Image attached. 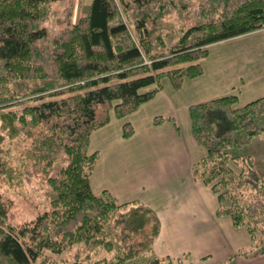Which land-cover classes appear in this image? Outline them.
Returning <instances> with one entry per match:
<instances>
[{
    "label": "trees",
    "instance_id": "16d2710c",
    "mask_svg": "<svg viewBox=\"0 0 264 264\" xmlns=\"http://www.w3.org/2000/svg\"><path fill=\"white\" fill-rule=\"evenodd\" d=\"M53 1L0 0V178L18 186L37 175L48 203L11 225L0 193V264H172L153 252L160 222L150 207L93 193L90 135L111 112L121 118L152 99L164 78L178 90L200 76L210 45L264 29V0H91L84 18L48 38ZM188 112L206 150L192 175L214 192L216 214L264 252V174L250 155L226 150L264 132V95L241 105L236 94L218 96ZM131 134L123 123L122 136Z\"/></svg>",
    "mask_w": 264,
    "mask_h": 264
},
{
    "label": "crops",
    "instance_id": "0c3cea01",
    "mask_svg": "<svg viewBox=\"0 0 264 264\" xmlns=\"http://www.w3.org/2000/svg\"><path fill=\"white\" fill-rule=\"evenodd\" d=\"M240 37L243 36L236 38ZM212 53L209 50L200 61V76L182 82V91L190 82L194 85L192 91L198 95L184 101L174 100L171 91L180 89L175 90L171 85L167 89L161 87L133 113L119 118L111 112L109 122L91 133L89 151L99 153L91 188L96 195L107 190L118 203L140 201L150 207L160 222L153 252L169 258L172 264H264V252L249 249L251 240L247 231L235 226L231 218L214 214L215 194H202L197 183L203 181L191 173L192 165L203 156L197 160L192 157L191 150H198L200 155L201 150L191 132L189 106L228 94H236L239 102L240 89L232 82H223V78L227 72L243 70L245 64L250 72L255 68L260 78L245 80L246 75H239L234 80L242 81L247 91L248 84H256L260 90L255 95L251 89L253 94H246L243 102L264 95V63L259 68L256 63L248 64V51H241L234 56L235 60L218 65L216 52ZM209 58L213 69L208 70L205 66ZM202 75L211 77L207 81L223 82L226 87L201 89L198 85ZM156 116L170 119L155 123ZM125 122L132 126V134L127 138L122 136ZM257 170L264 174V169ZM200 187L205 190L204 186ZM246 249L248 252L242 253Z\"/></svg>",
    "mask_w": 264,
    "mask_h": 264
},
{
    "label": "rangeland",
    "instance_id": "374dc122",
    "mask_svg": "<svg viewBox=\"0 0 264 264\" xmlns=\"http://www.w3.org/2000/svg\"><path fill=\"white\" fill-rule=\"evenodd\" d=\"M90 2L91 0L53 1L50 5V12L42 22V27L45 28L48 38L53 36L57 31L64 28L65 26L76 24L81 18H84L87 15ZM241 36L243 37H234L231 40L227 39L222 42L220 41L216 46L210 47L209 50L211 53L216 52V63L218 65L226 64L229 61L235 60L234 56L240 54L241 51H248V64L256 63L259 68V66H261V63H264V29L253 31ZM210 64L211 59L209 58L208 62L206 63L207 66H205V68L207 67L208 70L213 69ZM250 71L251 69H248V65L245 64L243 66V70L238 68L237 70H233V72H227L225 73V76L223 78V82H232L231 84H236V87L240 89L238 90L240 92L238 95L241 94L242 96V98L238 102V104L240 105L244 104L243 101L246 94L250 96L255 91V95H257L258 90H260V88L256 87V84H248L247 91V88L244 87L242 81L237 82L234 80L235 78H238L239 75H246L247 78L244 76L245 80H257L260 78L257 77L256 72H254L255 68L252 69V72ZM210 78L211 77L208 75H202V77L200 78L201 83L198 86L201 89H208L216 86L215 89L217 90L226 87V84L223 82L217 83L207 81L210 80ZM262 78H264V76H262ZM189 80L190 79L186 78L183 82L186 83ZM193 86L194 85H190L189 82V86H185L183 89L184 91H182L181 89L179 91H175L176 93L174 91H171L170 95L173 96L174 100L184 101L194 95H198L195 91H192ZM162 87H164L165 89L170 87L168 78H164L162 80ZM251 89H253L254 91H252ZM9 143H13L11 145L13 149L9 150L8 152L9 158L12 164H16L18 163V158L21 154L20 152H22V147L20 146L21 139H18V137H14L13 140H11ZM198 148H200L201 150V155L198 154V150H191L192 157H195L194 159L196 160L206 154V150L201 145H198ZM226 150L231 155H250L253 159L255 168L264 169V132L251 139L248 144L243 145L242 147L229 146L226 148ZM252 155L254 156V158ZM23 183L24 184L22 185L12 186V184L6 183L3 178H0V193H2L3 199L10 205L7 214V222L11 225H18L20 223H23L24 221H28L47 208L48 203L44 189L46 187L44 183L38 179V176L32 175L27 182ZM197 184L202 194L205 195L206 193H211L212 195H214V192L210 189V186L208 184H205L203 182H198ZM200 185L204 186L206 191L202 190L203 188H201ZM261 194L264 197V187L261 191ZM214 214L216 216H219L215 212ZM223 215L230 218L226 214ZM239 228L245 230L243 226H239Z\"/></svg>",
    "mask_w": 264,
    "mask_h": 264
}]
</instances>
